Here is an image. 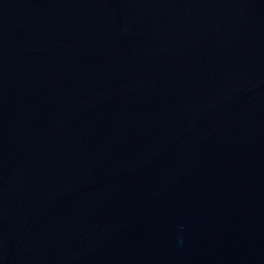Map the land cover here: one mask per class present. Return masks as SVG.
<instances>
[{
	"label": "water",
	"instance_id": "water-1",
	"mask_svg": "<svg viewBox=\"0 0 264 264\" xmlns=\"http://www.w3.org/2000/svg\"><path fill=\"white\" fill-rule=\"evenodd\" d=\"M0 264H264V0H0Z\"/></svg>",
	"mask_w": 264,
	"mask_h": 264
}]
</instances>
